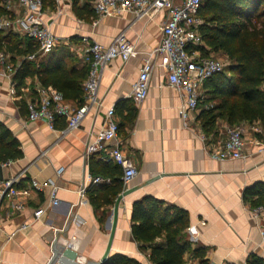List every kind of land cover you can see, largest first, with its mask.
Masks as SVG:
<instances>
[{
  "label": "crops",
  "instance_id": "crops-1",
  "mask_svg": "<svg viewBox=\"0 0 264 264\" xmlns=\"http://www.w3.org/2000/svg\"><path fill=\"white\" fill-rule=\"evenodd\" d=\"M74 1L77 7L88 3V0ZM181 1L172 0L175 4ZM64 7L65 11L57 14L54 0H44L42 20L59 41L53 53L69 68L88 69L83 57L87 42L107 46L120 32L132 43L137 56L126 62L115 58L106 63L98 88L100 106L93 108L73 130H66L63 116L54 121V128L44 120H28L26 104L37 98V88L43 86L36 77H26L17 87L14 72L7 74L0 68V122L17 139L23 153L7 165L0 164L2 179L22 173L17 198L25 204L17 211L9 207L7 197L1 203L0 264H47L54 244L70 245L78 253L81 264L99 261L108 243V217L116 197L127 188L133 190L119 203L109 256L122 255L137 264H152L151 245L163 244L165 232L152 242H142L131 231L132 204L148 195L162 206L177 207L187 213L186 226L178 236L189 243L183 264H247L251 255L264 259L260 234L264 216L253 217L254 207L244 197L245 189L264 183L261 121L236 123L246 129L243 158L214 159L211 153L224 142L228 123L217 118L209 131L203 129L198 115L206 105L202 103L204 98L200 99L199 109L183 119L179 113L182 95L168 85L164 72L156 66V58L150 56L159 43L165 11L142 18L122 11L96 22L89 7L76 12L71 0H65ZM23 12L15 4L9 15L2 17L22 16ZM3 29L17 36L19 43L26 37L14 28ZM51 52H39L38 58L47 59ZM5 55L13 68L24 58L10 51ZM146 59L154 63V68L147 95L136 102L132 83ZM85 76L80 83L82 89ZM200 91L205 96L202 86ZM64 102L71 107L81 104L78 99H64ZM109 108L115 112L120 146L137 170L129 184L122 183L124 189L115 197L112 193L117 186L116 175H110L102 153H85L87 142L103 126ZM253 126L261 133L254 131ZM60 168L61 172L57 173ZM94 177H100L101 181L92 183ZM32 179L38 181L39 189L32 186ZM50 182L58 187L56 206H50ZM107 198L113 202L106 203ZM38 207L45 211L35 218L33 212ZM154 224H158L157 219Z\"/></svg>",
  "mask_w": 264,
  "mask_h": 264
},
{
  "label": "built area",
  "instance_id": "built-area-1",
  "mask_svg": "<svg viewBox=\"0 0 264 264\" xmlns=\"http://www.w3.org/2000/svg\"><path fill=\"white\" fill-rule=\"evenodd\" d=\"M203 0H182L175 4L172 0H88L96 16V22L101 17L129 11L136 18H142L158 11H165V17L160 25V39L158 45L152 50L150 56H154L158 66L166 77L168 85L176 89L183 97V104L179 113L183 119H188L191 114L199 109L202 98L201 86L209 77L223 70L225 63L210 55H204L205 45L200 26L204 23L198 15ZM44 0H1L0 4L5 10L10 11L16 4L23 9L22 16L0 17V27L14 28L24 36L32 39L38 51L42 54L52 51L58 44L57 37L52 33L50 26L42 20ZM56 13L65 11V0H54ZM85 40V39H84ZM137 56L132 43L123 32L118 33L111 43L104 46L96 41L87 42L83 57L88 64L87 75L83 83V102L71 107L64 102L60 92L48 88L38 87V96L29 100L26 104L27 118L30 121L44 120L50 128H54L57 116L66 119V130L77 128L85 116L93 109L99 108L100 100L98 88L103 67L110 60L120 58L123 62ZM33 59L34 54L28 55ZM0 68L7 74L14 72L13 65L8 63L6 55L0 52ZM154 63L146 59L142 64L136 80L132 83V97L136 102L145 98L148 91V82ZM264 90V80L261 84ZM14 92V91H13ZM113 108L106 111L104 124L94 134L85 146L86 155L100 152L102 158L112 162L122 169L121 180L126 186L137 175V170L131 160L127 158L117 139L118 124L115 120ZM254 131L261 133L256 126ZM245 126L233 124L225 126V140L211 153L217 160H234L245 156ZM201 137L204 139V135ZM114 141V143H111ZM10 161L1 163L7 165ZM61 168L57 173L61 172ZM22 173L10 176L0 181V206L5 197L9 199V207L20 211L24 208L23 200L17 198L18 184ZM101 181L100 177L91 178L92 183ZM34 188L39 189L40 184L35 179L31 180ZM50 206L59 203L57 198L58 187L50 182ZM84 187L80 188V192ZM45 208L38 207L34 210L35 218H39ZM253 217L264 216V206L254 207L251 211ZM260 234L264 241V225L260 228Z\"/></svg>",
  "mask_w": 264,
  "mask_h": 264
},
{
  "label": "trees",
  "instance_id": "trees-1",
  "mask_svg": "<svg viewBox=\"0 0 264 264\" xmlns=\"http://www.w3.org/2000/svg\"><path fill=\"white\" fill-rule=\"evenodd\" d=\"M1 2V0H0ZM73 9L89 7L90 3ZM9 11L0 4V16H8ZM198 15L204 20L200 26L201 37L207 46L204 55L219 53L224 55L227 64L223 70L203 82L206 105L198 117L203 129L209 131L215 120L220 118L230 125L240 121L260 120L264 125V0H203ZM49 58H38L40 53L36 43L25 37L22 43L10 31L0 29V52L8 51L24 56L14 68L13 78L17 87L26 77H36L43 87L51 86L58 90L64 99H78L82 103L83 89L81 79L87 75V68L79 71L69 68L57 53ZM60 53V51H58ZM34 54L33 59L27 56ZM86 77V76H85ZM58 116L55 118V120ZM22 150L11 131L0 122V164L13 161L22 156ZM110 174L116 175L117 185L112 196L124 189L120 166L107 162ZM244 197L251 206H264V183L259 182L245 189ZM111 204L112 199H105ZM158 224H154V220ZM131 231L136 240L152 242L156 236L165 232L163 244H152L149 259L152 264H183L182 257L189 248V243L178 236L186 226L187 213L177 207L162 206L152 196H143L132 204ZM103 264H137L132 258L112 255ZM247 264H264V259L249 256Z\"/></svg>",
  "mask_w": 264,
  "mask_h": 264
},
{
  "label": "water",
  "instance_id": "water-1",
  "mask_svg": "<svg viewBox=\"0 0 264 264\" xmlns=\"http://www.w3.org/2000/svg\"><path fill=\"white\" fill-rule=\"evenodd\" d=\"M2 178H3L2 177V167L0 165V181L2 180ZM132 190L133 189H131V188H127V189L123 190L115 199L113 208L111 210V213H110V215L108 217V221H107L110 232H109L107 247H106L103 255L101 256L99 261L87 262L85 264H103L107 260V258L109 257L110 245H111V241L113 238L115 225H116V221H117L119 203H120L121 199L125 195L130 193ZM47 264H81V263L79 262L78 253L74 249H72L70 245L65 246V247H60V246H57L56 244H54L52 257Z\"/></svg>",
  "mask_w": 264,
  "mask_h": 264
},
{
  "label": "rangeland",
  "instance_id": "rangeland-1",
  "mask_svg": "<svg viewBox=\"0 0 264 264\" xmlns=\"http://www.w3.org/2000/svg\"><path fill=\"white\" fill-rule=\"evenodd\" d=\"M0 17H2V16H0ZM0 29L4 30L2 27H0ZM209 55L212 56V57H215V58H218V59L222 60L225 63V65L227 64V60H226L224 55H221L219 53H212V52L209 53ZM203 98H204V96L202 94V98L201 99H203Z\"/></svg>",
  "mask_w": 264,
  "mask_h": 264
}]
</instances>
